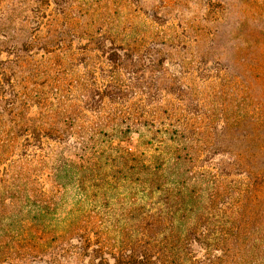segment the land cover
<instances>
[{
  "label": "trees",
  "instance_id": "trees-1",
  "mask_svg": "<svg viewBox=\"0 0 264 264\" xmlns=\"http://www.w3.org/2000/svg\"><path fill=\"white\" fill-rule=\"evenodd\" d=\"M81 8L33 0L24 46L0 36L3 244L47 264H264V174L227 142L250 115L221 108L230 68Z\"/></svg>",
  "mask_w": 264,
  "mask_h": 264
},
{
  "label": "rangeland",
  "instance_id": "rangeland-1",
  "mask_svg": "<svg viewBox=\"0 0 264 264\" xmlns=\"http://www.w3.org/2000/svg\"><path fill=\"white\" fill-rule=\"evenodd\" d=\"M32 1L0 0V26L8 23V28L0 36L14 39L12 48H22L28 38ZM63 1L81 6L80 12L90 17L104 11L111 12L113 20H124V33L131 39L147 36L157 45V38L159 41L162 36H180L186 51L191 53L192 49H206L210 63L220 61L218 67L228 66L231 87L227 91L228 96L222 97L221 108L234 107L231 112L234 114L239 111L240 105L245 106L244 110L250 116L236 127L231 126L229 133L235 139L227 142L234 150L239 149L237 144L240 141L243 142V151L249 149L245 160H248L251 170L264 174V0ZM51 8L48 6L49 10ZM37 46V51L44 54L43 45L40 43ZM79 46L75 43L73 50L76 52ZM46 50L63 52L59 46L54 48L49 45ZM209 99L212 101L213 95ZM124 144L135 149L139 144V135L135 133L125 138ZM2 235L0 230V237ZM7 247L0 238V264H47L36 255L26 262Z\"/></svg>",
  "mask_w": 264,
  "mask_h": 264
}]
</instances>
